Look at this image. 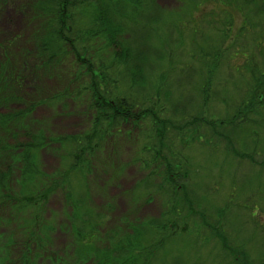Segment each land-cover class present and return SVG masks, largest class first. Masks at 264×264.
Returning <instances> with one entry per match:
<instances>
[{"label":"trees","instance_id":"16d2710c","mask_svg":"<svg viewBox=\"0 0 264 264\" xmlns=\"http://www.w3.org/2000/svg\"><path fill=\"white\" fill-rule=\"evenodd\" d=\"M178 1L177 8L166 11L157 0H29V27L11 44L26 47L32 68L57 80L58 89L51 92L60 91L50 98L52 103H81L89 92L94 103L89 98L87 107L102 110V115L79 137L49 130L29 134L14 155L19 163L17 190L12 170L0 172V205L6 202L1 210L12 211L7 221L16 218L17 228L20 223L21 230H28V238L32 223L27 226V213H38L44 197L59 189L72 210L69 222L80 258L92 256L99 264H186L184 255L178 259L166 247L176 242L182 218L183 225H192L199 252L189 264L220 261L221 253L201 256L210 239L200 229L210 224L203 212L192 210L200 203L191 195L207 194L212 189L207 183L222 179L223 173L238 182L244 171L237 168L244 162L264 171V154L258 148L264 140V0ZM205 1L214 9L200 20L194 18L187 8L192 6L195 13ZM236 10L245 14L237 27ZM9 64L0 70V92L15 84L6 80ZM15 64L19 67V61ZM33 108L0 115V128L7 131ZM126 125L136 131L127 133L128 143H120ZM49 144L58 145L56 153L62 155L60 168L46 173L40 154ZM130 145L137 150L136 163L148 170L130 190L132 200L158 197L165 208L158 218L134 223L129 232L100 248L101 220L88 184L91 168L100 166L93 168L92 163L108 147L114 156ZM193 150L211 160L200 161L189 175ZM218 161L222 163L217 167ZM32 222L36 224L34 217ZM223 232L218 230L219 236ZM231 239L229 245L237 248ZM220 248L226 251L223 259L230 256L233 264L234 249Z\"/></svg>","mask_w":264,"mask_h":264},{"label":"rangeland","instance_id":"374dc122","mask_svg":"<svg viewBox=\"0 0 264 264\" xmlns=\"http://www.w3.org/2000/svg\"><path fill=\"white\" fill-rule=\"evenodd\" d=\"M157 1L166 11H171L179 5L178 0ZM28 3L29 0H0V70L9 61V70L5 73L6 80L9 83L10 79L15 82L12 87L2 89L0 92V115L23 112L28 107H34L27 117L9 124L7 131L0 128V172L6 173L7 170H12L11 178L16 181L15 184L12 183V186L16 190L18 189L16 183L19 176V163L17 165L14 155L16 156L19 152L20 142L23 144L29 141V134L49 130L58 135L79 137L90 129L91 121L98 122L102 115V110L94 112L90 111L91 107H87L90 106L89 98L94 103L89 92L83 94L85 98L81 103L79 100H76V103H52L50 98L60 91L51 92L53 88L58 89L57 80L51 73L50 76L49 73L32 68L34 60H30L31 51L26 47H20L18 45L20 40L17 44L18 49L11 44L14 42L16 44L15 37L22 36L29 27ZM193 9L192 6L187 8L193 13L194 18L200 20L202 14H210L214 6L205 1L199 5L195 13ZM244 15L237 10L234 12L235 27L243 23ZM212 21L208 19L207 22ZM207 27L208 23L205 24V29ZM17 61H19V67L15 64ZM48 92L51 93L48 94ZM98 127L97 124L95 129ZM124 131L126 134L120 138V143L127 142L124 138L128 136L127 133L135 132L136 127L126 125ZM258 148L264 154V140ZM122 149V156L121 150L115 151L114 156H110V147L95 156L92 166L100 167L91 168L88 179L93 192L92 204L95 205L96 215H99L101 220L98 226L100 234L96 242V246L100 248L111 245V240L121 232H129L128 228L134 223L158 218L165 208L158 197L151 196L149 200H147L148 197H141L138 201L132 200L130 190L135 187L138 180L147 175L148 170L145 171L136 163L135 147L130 145ZM57 150L58 145L49 144L41 151L40 158L44 172L51 173L57 167L60 168L58 158L62 154H57ZM195 153H197L196 150L190 153L193 162L192 167L187 171L189 175L200 161L209 164L207 160H211L207 157L201 159ZM196 156L198 158H195ZM115 157V161H112ZM221 163L218 161L217 167ZM250 164V162L249 164L244 162L237 168L238 172L244 171L242 174L245 176L251 172L250 179H245L243 175L239 176L238 182H233L228 176L229 173H223L222 179L210 180L207 183L208 188H212L207 194L197 191L191 195L196 198V203H200V206L193 205L192 210L203 212L205 221L210 224V227L200 229L201 234L210 239L203 247L204 250L201 249V256H205L204 252L207 256L213 257H218L217 254L221 253L223 257L219 255L220 261L215 264H232V257L228 256L224 260L226 251L220 248L223 245L229 248L228 252L233 250L234 248L229 245L231 238L237 245L236 250L234 249L233 264H242L244 261L245 264H264V178L262 176L264 171L261 170L263 167ZM223 167H227L226 164ZM184 168L188 167L184 166ZM205 173H209V170ZM3 205L5 206L6 202L0 205V264L7 259H10L12 264H99L92 256L80 258L76 254L75 239L72 236L73 227L69 222L72 210L59 189L44 197L38 213L32 210L27 213V226L30 227L32 223L29 238L28 230H21L20 223L17 228L16 218L13 222L7 221L12 211L8 208L7 211L1 210ZM32 217L35 218L36 224L32 222ZM183 221L184 219L181 218V230L174 235L176 242L166 247L171 249L169 254L175 255L178 259L184 255L185 263L189 264L199 252L196 249L197 245L194 244L196 233L191 230L192 225L189 223V226L183 225ZM221 229L224 230L223 237L218 233Z\"/></svg>","mask_w":264,"mask_h":264}]
</instances>
